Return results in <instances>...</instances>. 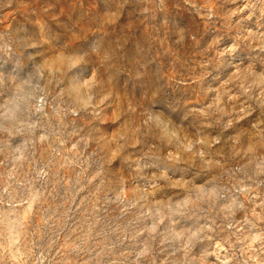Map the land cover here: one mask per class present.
Wrapping results in <instances>:
<instances>
[{
    "label": "clouds",
    "instance_id": "clouds-1",
    "mask_svg": "<svg viewBox=\"0 0 264 264\" xmlns=\"http://www.w3.org/2000/svg\"><path fill=\"white\" fill-rule=\"evenodd\" d=\"M0 13L30 37L0 62V264L64 259L36 241L58 189L82 210L115 190L124 264H264V0H0ZM160 125L176 143L149 148ZM225 167L241 178L223 183Z\"/></svg>",
    "mask_w": 264,
    "mask_h": 264
},
{
    "label": "rangeland",
    "instance_id": "rangeland-1",
    "mask_svg": "<svg viewBox=\"0 0 264 264\" xmlns=\"http://www.w3.org/2000/svg\"><path fill=\"white\" fill-rule=\"evenodd\" d=\"M89 7L94 8L95 5ZM62 12L67 13L68 9L64 8ZM12 15L9 13V16H5L0 13V62L3 63H15L17 58L23 59L25 49L30 43V37L25 34L22 22L14 19ZM9 49L14 55L10 56ZM174 132L175 128L171 125L156 127L151 132V137L158 143H150L149 148L174 145L176 143ZM161 151H164V147H161ZM3 161L4 157L0 156V185L5 182L6 167ZM40 163L37 161L38 166ZM162 166L168 165L162 163ZM175 170H182L187 174L188 168ZM240 178L239 174L232 176L227 167L220 176L223 183ZM115 194V190L97 193L87 210H82L74 206V198L70 191L58 189L44 205L45 211L39 220V230L36 235L37 244L42 248L50 245L53 251L57 246H62L64 259L60 260V257H57L60 264H84V260H87L88 264H124L111 242V230L115 225L111 201ZM127 194L129 197L139 196V192L135 189H128ZM101 201H107L104 207H101ZM200 211L202 210L194 209L187 219H197ZM88 246L96 250L85 256L81 249ZM45 264L49 262L45 261Z\"/></svg>",
    "mask_w": 264,
    "mask_h": 264
}]
</instances>
